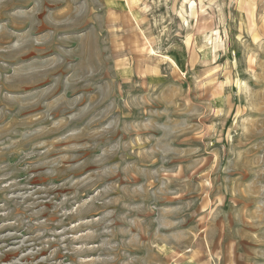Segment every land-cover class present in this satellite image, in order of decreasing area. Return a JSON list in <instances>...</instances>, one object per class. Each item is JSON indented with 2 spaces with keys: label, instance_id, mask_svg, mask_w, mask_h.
I'll list each match as a JSON object with an SVG mask.
<instances>
[{
  "label": "rangeland",
  "instance_id": "rangeland-1",
  "mask_svg": "<svg viewBox=\"0 0 264 264\" xmlns=\"http://www.w3.org/2000/svg\"><path fill=\"white\" fill-rule=\"evenodd\" d=\"M0 264H264V0H0Z\"/></svg>",
  "mask_w": 264,
  "mask_h": 264
},
{
  "label": "bare ground",
  "instance_id": "bare-ground-1",
  "mask_svg": "<svg viewBox=\"0 0 264 264\" xmlns=\"http://www.w3.org/2000/svg\"><path fill=\"white\" fill-rule=\"evenodd\" d=\"M67 16H69V15H68V14H66V15H59V16H58V19L61 20V19L66 18ZM59 27H60V26H59ZM59 27H58V28H59ZM55 28H56V27H55ZM55 28H54V29H55ZM58 30H61V28H59ZM57 32H58V31H57Z\"/></svg>",
  "mask_w": 264,
  "mask_h": 264
}]
</instances>
